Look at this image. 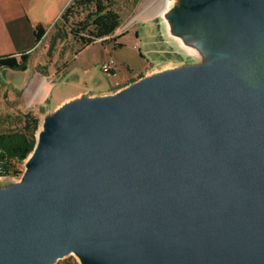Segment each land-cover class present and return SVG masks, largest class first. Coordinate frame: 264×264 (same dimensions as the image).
Segmentation results:
<instances>
[{
  "label": "water",
  "instance_id": "95a60500",
  "mask_svg": "<svg viewBox=\"0 0 264 264\" xmlns=\"http://www.w3.org/2000/svg\"><path fill=\"white\" fill-rule=\"evenodd\" d=\"M159 17L198 62L44 116L0 186V264H264V0Z\"/></svg>",
  "mask_w": 264,
  "mask_h": 264
},
{
  "label": "rangeland",
  "instance_id": "374dc122",
  "mask_svg": "<svg viewBox=\"0 0 264 264\" xmlns=\"http://www.w3.org/2000/svg\"><path fill=\"white\" fill-rule=\"evenodd\" d=\"M69 2L70 0H19L23 10V30L31 40V29L37 23L41 22L44 27H48L43 41L34 51V68L31 70L27 66L24 71V74L29 76L26 82L36 77L42 79L41 81L49 82L56 73L63 70L62 76L57 80L55 78L56 86L51 99L61 93L73 91L84 83L86 86L110 89L118 80L116 87H121L137 80L140 76L197 63L199 60L193 53L176 47L178 41L168 36L166 28L153 29L152 23L148 22L152 19H160L159 12L164 8L166 0H139L137 3L132 0H120L121 25L110 37L109 42L95 43L80 49L73 41H58L52 48L50 47L54 33L52 24L57 21ZM170 3L168 2V5ZM104 65L112 67L110 74L103 71ZM84 71L87 73L85 74ZM113 72L115 74L111 75ZM21 76V72L0 71V132L7 130L17 113L31 112L39 117V128L35 134L37 135L45 115L36 114L35 109L32 110L30 102L24 100L19 90L14 91L16 86L14 84ZM73 76L75 80L78 78L79 80L72 82ZM6 90L10 93L15 92L14 98L11 95L9 98ZM52 106L53 103L48 101L47 108L51 109ZM17 169L23 173L24 163L18 165ZM21 175L0 178V186L18 182ZM58 264H80V262L71 254L59 260Z\"/></svg>",
  "mask_w": 264,
  "mask_h": 264
},
{
  "label": "trees",
  "instance_id": "16d2710c",
  "mask_svg": "<svg viewBox=\"0 0 264 264\" xmlns=\"http://www.w3.org/2000/svg\"><path fill=\"white\" fill-rule=\"evenodd\" d=\"M132 1L137 3L139 0ZM119 3L120 0H70L53 24L50 47L53 48L58 41H73L80 49L95 43L109 42L121 25ZM44 35L45 29L42 26L35 27L34 42L40 44ZM29 59L28 53H21L17 57L2 56L0 71L24 72ZM39 123V117L31 112L17 113L7 130L0 132V178L22 174L17 167L32 152Z\"/></svg>",
  "mask_w": 264,
  "mask_h": 264
},
{
  "label": "crops",
  "instance_id": "0c3cea01",
  "mask_svg": "<svg viewBox=\"0 0 264 264\" xmlns=\"http://www.w3.org/2000/svg\"><path fill=\"white\" fill-rule=\"evenodd\" d=\"M23 21H24L23 10H22V5H20L19 3V0H0V57L6 55H12L17 57L21 53H28L30 55L28 68L32 70V68H34L35 66L33 60L34 51L36 50L37 45H39L34 42L33 32L35 27L37 26H42L43 28L46 27H44L41 22L37 23L31 29V34H32V40H31V37L27 35V33L25 34V31L23 30ZM143 22H147V21H143ZM148 22L152 23L151 27L153 29H159V28L164 29L165 27L161 19L159 20L152 19ZM47 29L48 27L45 30V35ZM44 37L42 38L41 42L43 41ZM84 73L86 74L87 71H84ZM21 74L22 76L18 78L17 82L14 84L16 85L14 91L16 92L17 90H19L24 100L30 102L32 110L35 109L36 111L35 113L36 114L38 113L39 116H44L46 114L51 113L53 110H55L58 106H60L64 102L76 98L80 95L83 94L88 96L110 95L115 93L119 89L125 87V86L116 87L118 80L114 82L113 88L110 89H106L98 86L97 87L86 86V84L83 82L84 83L82 84L83 86H79L75 90L70 91L68 93H61L59 96H56L54 99H51L53 94L52 93L53 89L56 86L55 78L57 80L60 76H62L63 70H60L58 73H56L53 80L51 79L49 82H46L44 80L41 81L42 79L37 77L34 78L33 80L29 79L26 82V79L29 76H26L24 72H21ZM114 74L115 72H113L111 75ZM144 76L147 75L140 76L138 79ZM72 79H73L72 82L74 81L76 82L79 80V78L78 79L76 78L77 80H75L74 76L72 77ZM82 79H84V77ZM134 81L136 80L128 82V84ZM128 84H126V86ZM6 93L8 94L9 98H11L12 96H13L12 98H14V93H10L7 90ZM48 101H51L53 103L51 109L47 108Z\"/></svg>",
  "mask_w": 264,
  "mask_h": 264
},
{
  "label": "built area",
  "instance_id": "2783aa9c",
  "mask_svg": "<svg viewBox=\"0 0 264 264\" xmlns=\"http://www.w3.org/2000/svg\"><path fill=\"white\" fill-rule=\"evenodd\" d=\"M111 66L110 65H104V67H103V71L104 72H106V73H109L110 72V70H111Z\"/></svg>",
  "mask_w": 264,
  "mask_h": 264
},
{
  "label": "bare ground",
  "instance_id": "6f19581e",
  "mask_svg": "<svg viewBox=\"0 0 264 264\" xmlns=\"http://www.w3.org/2000/svg\"><path fill=\"white\" fill-rule=\"evenodd\" d=\"M160 12H161V11H160ZM160 12H159V13H160Z\"/></svg>",
  "mask_w": 264,
  "mask_h": 264
}]
</instances>
